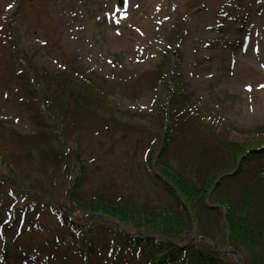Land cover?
I'll return each mask as SVG.
<instances>
[{
	"label": "rangeland",
	"instance_id": "rangeland-1",
	"mask_svg": "<svg viewBox=\"0 0 264 264\" xmlns=\"http://www.w3.org/2000/svg\"><path fill=\"white\" fill-rule=\"evenodd\" d=\"M22 60L34 73L64 70L102 98L90 109L101 107L104 116L82 105L72 109L68 130L83 144L87 161L77 170L83 209L76 216H84L97 194L121 199L126 189L141 205H167L165 179L179 190L178 181L167 165L148 162L138 146L145 140L155 148L163 136L170 140L160 162L180 169L191 191L209 172L235 170V153L264 143V0H0V264H157V254L143 256L125 231L186 232V221L171 212L133 211L121 200L106 209L117 224L79 219L67 210L70 221L62 224L54 212L76 171L71 160L53 158L42 173H31V162H46L42 150L25 144L38 125L21 98L30 97ZM11 89L18 90L15 96ZM54 112L63 117L61 107ZM230 144L241 148L234 153ZM247 167L252 171L254 163ZM5 176L30 185L51 182L40 199L53 209L37 207L29 194L11 196L2 185ZM230 189L245 194L248 185ZM16 199L26 211L19 216L9 206ZM196 212L202 227L223 236L219 215Z\"/></svg>",
	"mask_w": 264,
	"mask_h": 264
},
{
	"label": "trees",
	"instance_id": "trees-1",
	"mask_svg": "<svg viewBox=\"0 0 264 264\" xmlns=\"http://www.w3.org/2000/svg\"><path fill=\"white\" fill-rule=\"evenodd\" d=\"M165 114L169 115V113ZM173 114L171 116H174ZM169 120H171L170 116ZM168 145L169 140L166 138L162 139L158 162L161 164L160 166L167 165V167L172 170V179L175 184L178 181V188L180 189H176V186L173 187L166 185L165 187L167 191L174 195V197L177 198L179 203H181L182 207L185 209L186 205L181 199L182 196L188 202H190L193 207V212L194 210H199L200 206V210L202 211H206L209 214H217V216L219 215L221 219L223 217L224 226L229 228V241L227 240V236L224 234L223 237L220 239L218 238V240L221 241V244L225 245V243L228 242L229 245H232L233 248L238 250L241 255H243L244 264H264V176H262V173L264 172H261L264 169L263 157L256 153L254 149L249 151L246 149L240 154H237L235 152L239 150L241 146L239 144H230V148L235 150V157L237 160L239 159L237 162L239 170L236 175L233 177H224L222 174L218 176V174H216L214 171L209 172L206 174L207 176L205 178V183L202 184V186L196 185V187L191 191V183L189 185L186 184V182H190V179L182 176V174H180V169H177L166 163L162 164L160 162L169 148ZM54 149H56L55 145H53V143L47 139L43 150L51 152V150ZM150 149L153 150V147L150 146ZM232 159L235 161V158ZM250 163H254L252 171L248 170L247 167V165ZM213 167L216 169L218 166L215 164ZM222 167L225 166L221 164V168ZM216 179H219L217 183L215 181ZM231 180H235L236 185H239L240 187L248 185L247 192L245 194H239L237 192L230 191L231 184L229 186L228 183ZM170 184H172L171 181ZM211 185H215L213 190V186ZM224 188L228 192L230 191V193H228L226 196L222 194ZM210 190H212L211 194L215 195L216 201L220 203L219 207L217 206L216 209L208 208L205 204V200L202 199L203 195L204 198L208 196L207 194L210 193ZM193 198L194 201H192ZM97 199L99 202V207L103 208L102 211L109 214L106 209H111L112 206L105 205L108 204L109 201L101 197H98ZM125 199L126 200L122 201H125L126 204L130 206V199ZM98 202L96 203L97 206ZM195 204L197 205L196 207ZM122 205L125 208L124 203ZM223 206L226 208L225 214H223L221 210V207ZM113 208L115 207L113 206ZM189 217L192 218V216ZM202 230L205 234L209 236L211 235L208 230ZM210 237L216 240V236L211 235ZM143 244L146 246H143L144 249H148L151 246L147 242ZM159 247V251L173 248L171 244L164 241H161V246ZM181 258H183L182 264H238L234 260L232 254L229 255V253L226 252H219L205 242H200L199 244L196 242L192 246H189L186 250H180L178 252L177 260ZM157 260H159L161 264H169L167 263L168 260L164 259L163 256L160 257V253H158Z\"/></svg>",
	"mask_w": 264,
	"mask_h": 264
},
{
	"label": "snow or ice",
	"instance_id": "snow-or-ice-1",
	"mask_svg": "<svg viewBox=\"0 0 264 264\" xmlns=\"http://www.w3.org/2000/svg\"><path fill=\"white\" fill-rule=\"evenodd\" d=\"M8 7H9V8H11V7H12V5H8ZM117 11H119V8H117Z\"/></svg>",
	"mask_w": 264,
	"mask_h": 264
}]
</instances>
